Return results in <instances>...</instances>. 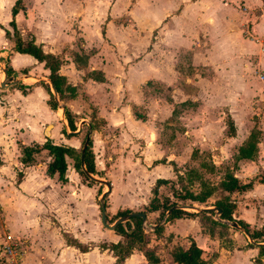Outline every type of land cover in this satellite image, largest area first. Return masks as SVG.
I'll list each match as a JSON object with an SVG mask.
<instances>
[{
  "label": "crops",
  "instance_id": "0c3cea01",
  "mask_svg": "<svg viewBox=\"0 0 264 264\" xmlns=\"http://www.w3.org/2000/svg\"><path fill=\"white\" fill-rule=\"evenodd\" d=\"M14 1L0 0V8L5 11L4 16H0V240L3 234L1 222L10 236L27 240L28 251L18 264H148L142 253L134 249L116 262L109 249L101 247L102 243L97 244L120 242L114 230L103 229L100 223V209L98 211L95 198L98 201L106 191L103 184L83 179L67 156L64 180H58L56 174L48 176L45 168L50 156L46 151L34 153L30 163L22 164L20 148L49 139L53 144L76 149L80 146L81 135L71 133L78 132L81 123L87 124L93 113L102 121L89 134L94 175L110 186L104 197L105 215L112 216L119 210L146 204L156 179L172 177L160 161L161 156L165 157L167 145L160 144L158 129L151 126L150 120L154 115L166 118V108L177 102L179 88L184 87L174 63L181 55H190L196 71L194 64L200 62L196 57L203 56L205 49L220 56H240L257 46L264 49V0H160L163 8L152 12L146 24H143L145 9L158 0H133L130 3L121 0L110 6L105 22L95 23L96 19L92 17L93 27L86 26L88 7L99 0H22V9L14 15L20 38L32 40L44 53L58 59V74L75 88L74 96L56 101L54 109L48 105L49 92L52 94L48 69L29 54L14 51L12 41L5 37L4 30L12 31L8 22ZM124 3L130 5L127 12L130 9L140 23L144 34L139 40L136 34L114 25L113 12L122 9ZM208 19L211 22L206 24ZM156 26L158 34L151 38L150 32ZM201 33L206 34L205 46L199 43ZM78 36L85 42L80 44L81 47L88 44L94 47L91 54L84 52L83 64L70 56L72 50L79 52L75 43ZM122 39L141 41L140 59L123 64L117 59L119 50H109L105 46ZM102 49L107 52V57L101 53ZM128 51L133 53V50ZM135 64L145 69L134 79L131 68ZM5 67L10 68L8 75ZM95 71L102 75V81L93 80L88 74ZM163 87L172 89L171 100L164 96L157 103L154 89ZM62 105L76 116L73 132L66 126ZM135 109L144 116H137ZM260 123L256 159L241 160L251 161L258 169H264V148L260 150V146L264 147V116ZM260 139L263 141L259 142ZM259 151L263 153L257 155ZM167 184L162 183L157 189ZM259 185L264 187L255 182L252 188ZM259 213L262 218L254 227L240 220L250 229H262L263 205L259 206ZM152 214L157 212L145 214V219ZM166 215L162 219L158 242L166 244L168 250L173 246L186 248L192 240L201 249L202 258L211 264H264L257 247L241 230L235 228L246 239L234 235L228 236L229 240H222L215 234L214 227L218 224L214 225L210 219L226 224L218 216L215 218L204 212L186 217L187 224L194 222L189 224L192 229H178L176 223L182 218L165 220ZM159 264L172 263L168 259H159Z\"/></svg>",
  "mask_w": 264,
  "mask_h": 264
},
{
  "label": "rangeland",
  "instance_id": "374dc122",
  "mask_svg": "<svg viewBox=\"0 0 264 264\" xmlns=\"http://www.w3.org/2000/svg\"><path fill=\"white\" fill-rule=\"evenodd\" d=\"M88 1L92 2L93 0ZM115 1L120 2L121 0L92 2V6L88 7L86 18L89 22L86 26L93 27L96 22H105L110 6ZM123 1L130 3L133 0ZM144 3L147 5L149 1ZM129 6L124 3L122 4V9L113 12L114 25L128 33L136 34L139 40L143 33L142 28L138 19L134 17L132 12L130 13V9L127 12ZM161 8H163V3L160 0L152 6L149 4V7L144 12L143 24L148 22L152 12H157ZM4 12V8L2 9L1 7V17L4 16ZM140 13L138 14L140 15ZM92 17H94V20L96 19L95 23H91ZM208 22H211V19L205 21L206 24ZM157 31V26L153 31L151 30V38L157 36ZM129 39H132V37H129ZM200 39V45L205 46L206 34L204 36L201 33ZM138 40L136 42H128L126 39H122L115 44L107 43L105 46L109 50L118 49L120 55L117 59L123 64H128L133 59L141 58L142 44ZM104 42L105 40H103ZM75 43L79 52L70 51L71 57L73 53L84 56V52L91 54L94 51L92 45L88 44L85 48L80 46V44L85 43L81 36L75 39ZM128 50H133V53ZM101 53L104 57L108 56L105 49H102ZM203 53V56L196 57V60H200V62L196 61L194 64L196 71L191 65L190 55H181L174 63L180 84L184 85V87L179 88L180 92L177 93L179 95L177 102L166 108V118H157L154 115L150 120L151 126H155L158 129L160 144L167 145L166 158L161 156L160 161L167 166L168 175L172 176L168 180L167 185L159 190L157 189V195H159L160 199L167 197L170 201L175 202V205L181 206V209L187 212H195L190 207H202L197 204H194L195 206L183 204L191 203L189 200L183 201L181 199L185 192L195 195L201 191L214 188L205 202V205L214 207L213 204L220 197L219 192L215 188L222 180L225 172L229 171L241 181H245L247 178L252 177L259 168L255 167L256 164L251 161L246 162L238 159L236 154L237 147L244 142L249 132L262 126L260 118L264 116V49L257 46L251 52L240 56L235 54L220 56L217 53H209L206 49ZM144 69V67L135 64L131 68V76L135 79L141 72H144ZM149 85V82H147V86ZM171 90L169 87L155 88L156 102L159 103V98L164 96L167 100H171L169 98ZM134 111L137 116H144L137 109ZM228 118H231L234 125V135L232 137L225 134ZM262 146H260V150H263L264 147ZM259 153L262 154L263 152L259 151L257 155ZM167 159L168 161H166ZM230 197L235 205L232 213L233 221L243 219L251 227H254L255 222L260 221L262 218L259 213V206H264V187H261V185L255 186L249 191L233 193ZM95 201L97 206H99L96 198ZM145 205L142 204L138 208L130 209V212L142 211ZM99 214L100 211L98 216ZM211 215L214 216L215 213ZM110 217L106 216L105 218L107 224L112 223L110 222L112 217ZM181 218L176 223V227L178 229H183L184 227L192 229L189 224L193 225L194 222L188 221L189 224H187L185 222L186 219H184L186 217L182 215ZM162 219L163 217H160L158 213L152 214L149 215L147 224L153 223L151 225H155L158 221L161 224ZM102 228L106 229L103 226ZM150 231L145 232L149 240L148 245L156 247L155 254L158 259H167L169 251L167 245L158 242V238L161 235L154 230ZM214 232L222 240H229L228 236L233 237L234 235L239 236L241 240L246 239L241 232L230 227L228 221H226L225 226H215ZM115 235L121 239H119L121 242L122 237L117 233ZM99 243L105 245L106 242H97V244ZM134 250L141 252L138 247L134 248Z\"/></svg>",
  "mask_w": 264,
  "mask_h": 264
},
{
  "label": "trees",
  "instance_id": "16d2710c",
  "mask_svg": "<svg viewBox=\"0 0 264 264\" xmlns=\"http://www.w3.org/2000/svg\"><path fill=\"white\" fill-rule=\"evenodd\" d=\"M22 9L21 0H15L13 5L10 8L11 18L8 22V25L11 28V32L4 30L5 37L10 39L13 43L12 49L18 53H26L32 56L36 61L41 62L43 67L48 69V80L51 85L54 87L56 96L58 101L62 102L67 97H72L75 94V88L66 83L65 78L58 74V65L59 61L54 56L50 54L44 53L40 46L33 43L32 40L23 41L20 38V35L16 29L14 23V15L19 10ZM72 58L77 62L83 64L85 62L86 56L78 55L77 53H73ZM5 72L8 75L10 72L9 67H5ZM93 77V80L102 81L103 77L99 72H90ZM48 105L50 108L54 109L57 106V102L54 100L52 94L49 92ZM62 114L66 121V126L68 129L73 132L76 129L75 126V118L76 116L72 113L69 108L65 105H62ZM227 128L225 129V134L227 136L234 135V125L232 123L231 118L227 119ZM102 124L101 120H98L94 117L93 113L90 114L87 124L81 123L80 130L76 133L71 134H80V146L76 149L60 145L53 144L49 139H46L41 144H31L28 146H21L20 152V162L22 164L30 163L32 159V155L34 153L39 152L40 150H45L48 156H50V160L46 163L45 172L48 176H52L53 174L57 175L58 180H64V173L66 170V162L65 157H70L72 159V167L74 170L86 181L92 183L93 181L88 180L80 169L79 163V152L80 147L88 135V142L83 154V164L88 173L94 175V163H93V154L90 149V137L89 134L93 129H97ZM64 131V130H63ZM259 131L252 130L249 132L244 142L237 147L236 157L238 159H252L257 151L256 143L259 137ZM67 135V134H66ZM167 179H156L154 186L152 188V195L146 205L144 206L142 213L145 214L149 212H157L160 217H164L166 211L169 213L165 216V220H169L172 218H179L184 215L185 217H195L199 214H203L207 212L209 214L214 213V211H196V212H187L182 210L181 208H173L175 202L170 201L167 197L160 199L159 195H157V186L162 183H167ZM264 184V169H258L256 173L247 178L245 181H241L238 179L233 173L227 171L224 173L222 180L219 182L217 187L215 188L220 197L213 204L215 207L220 208V213L218 218L224 221H232V213L234 211L235 205L231 200V194L233 193H241L243 191L249 190L252 188L254 183ZM214 189V188H213ZM213 189H208L206 191H201L195 195L189 192H185L182 196V200H189L191 203H183L188 204L189 206H195L197 204L199 207H207L209 205H205L208 197L211 195ZM193 202V203H192ZM129 209H123L117 211L114 215H112V219L110 222H113L119 216L125 215L129 213ZM110 217V218H111ZM148 220V219H147ZM146 219L144 220L148 223ZM212 223L225 226V223H221L219 221L210 219ZM142 220L140 217L132 216L128 220L117 224L114 227V232L118 233L122 237L121 242L110 243L108 245L102 244L101 247L109 249L115 256L116 262L124 259L128 256L132 250L136 247L141 251L142 256L146 260L148 264H159V259L155 254L156 247H152L148 245V238L142 230L141 226ZM236 223L239 227H241L245 234L248 236L254 247L258 249V256L264 259V227L259 230L250 229L248 224L243 220L237 219ZM153 224V223H151ZM162 224L155 223L154 231L157 233L160 232ZM72 242V241H71ZM252 243H248V246H253ZM74 244V243H73ZM79 249H84L77 245ZM167 259L172 264H211L210 261L204 260L201 256V249H199L195 243L191 240L186 248H181L179 246H173L167 253Z\"/></svg>",
  "mask_w": 264,
  "mask_h": 264
},
{
  "label": "water",
  "instance_id": "95a60500",
  "mask_svg": "<svg viewBox=\"0 0 264 264\" xmlns=\"http://www.w3.org/2000/svg\"><path fill=\"white\" fill-rule=\"evenodd\" d=\"M3 85V84H2ZM49 85H50V89H51V92H52V95H53V98L55 101H58L57 100V97H56V93H55V90H54V87L51 85V83L49 82ZM79 130V129H78ZM77 130V131H78ZM87 142H88V135L85 137L81 147H80V152H79V163H80V169L82 171V173L84 174V176L88 179V180H91L93 182H96V183H99V184H103L105 187H106V191L103 192L99 198H98V205H99V209H100V223L101 225L106 228V229H109V230H113L114 227L117 225V224H120L126 220H128L130 217L132 216H137V217H140V219L143 221L145 219V216H144V213H142L141 211H137V212H129L125 215H122V216H119L118 218H116L111 225H108L106 223V215H105V207H104V197L106 195V193L108 192V190L110 189V186H109V183L107 181H104L100 178H97L95 176H93L92 174L88 173L87 170L85 169L84 167V164H83V154H84V151H85V148H86V145H87ZM173 208H181V206L179 205H174L173 207H171V209ZM190 208H193L195 211H202V210H214L215 211V218H217V216L219 215L220 213V208L218 207H210V208H195V207H190ZM169 211L166 212V214H168ZM221 221V220H220ZM229 225L231 227H234V228H237L239 230H241L243 233L244 230L239 227L236 223V221H229ZM152 228L155 227V225H152L151 226Z\"/></svg>",
  "mask_w": 264,
  "mask_h": 264
},
{
  "label": "built area",
  "instance_id": "2783aa9c",
  "mask_svg": "<svg viewBox=\"0 0 264 264\" xmlns=\"http://www.w3.org/2000/svg\"><path fill=\"white\" fill-rule=\"evenodd\" d=\"M1 226L3 234L0 240V264H18L20 259L28 251L27 242L25 239L10 236L7 232H5L2 222ZM141 226L144 233L152 229V225L147 224L145 221H142Z\"/></svg>",
  "mask_w": 264,
  "mask_h": 264
}]
</instances>
